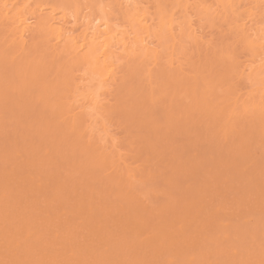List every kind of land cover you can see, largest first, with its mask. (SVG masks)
Segmentation results:
<instances>
[{"label":"bare ground","instance_id":"1","mask_svg":"<svg viewBox=\"0 0 264 264\" xmlns=\"http://www.w3.org/2000/svg\"><path fill=\"white\" fill-rule=\"evenodd\" d=\"M204 24L235 40L206 42ZM207 43L219 47L212 61ZM0 73V137L16 135L0 144V256L11 264H264V219L243 196L256 185L264 196V0H0ZM57 157L71 166L64 178L47 172ZM99 171L109 195L118 189L114 207L66 192L79 186L72 174L93 188ZM202 174L203 186L188 184ZM222 187L245 218L258 214L253 224L232 222L233 208L229 220L194 209ZM189 195L190 210L179 205Z\"/></svg>","mask_w":264,"mask_h":264},{"label":"rangeland","instance_id":"2","mask_svg":"<svg viewBox=\"0 0 264 264\" xmlns=\"http://www.w3.org/2000/svg\"><path fill=\"white\" fill-rule=\"evenodd\" d=\"M205 25V26H204ZM203 26H204V28L202 29L203 31L201 32L203 35L202 36H205V34L208 36L209 34H210V36H209V38L211 39L212 38V40H210L209 38H207L206 36L204 37V39H205V41L206 42H209V41H215V40H218L219 41V43L220 42H222L221 40H223V44L222 43H220V45H219V43H217V42H214V43H217L218 45H219V47H222V45H224L225 43H224V39L226 40L227 38V40H229L230 39V37L232 38L233 36H231V34H230V32H229V35H230V37L228 36L227 37V34H228V31H227V34L225 35V33H226V29L225 30H219L220 29V26L218 27V26H216L218 29H216V30H214L216 27H215V25H214V27H212L213 25H206V24H204ZM207 26H209V28L207 27ZM210 28H211V30H210ZM217 30H219V31H217ZM222 31V33H220ZM206 32V33H205ZM205 33V34H204ZM215 38H213V37ZM224 36V37H223ZM209 39V41H207V39ZM224 38V39H223ZM226 40V42L229 44L230 42L229 41H227ZM231 40V39H230ZM235 40V38H232V42ZM231 42V43H232ZM211 43V42H210ZM212 44V45H214L213 47L215 48V46L217 45H215V44ZM208 44V43H207ZM207 44H205V45H207ZM209 45V44H208ZM218 45H217V48H219L218 47ZM201 46V45H200ZM199 46V47H200ZM213 47L211 46V44L209 45V55H208V52L206 53V51L207 50H205L206 49V47L204 48V46L202 45V48H204V49H201V48H198V49H200V50H202V52L204 51V53H201V51H199L200 52V58L202 59V60H204L205 58H206V56L208 55V56H210V57H207V59L208 58H210L211 60L210 61H212V59L213 58H215V56H217L218 54L216 53L217 51L215 50V54L213 53ZM219 50V49H218ZM207 55H206V54ZM201 54H203V55H201ZM204 54L206 55V56H204ZM201 56H204V59L201 57ZM195 58H198V56H195ZM209 60V59H208ZM4 70V69H3ZM6 71V70H5ZM1 73H3V72H1ZM0 73V74H1ZM63 131V130H62ZM8 135H7V137H5V136H2V137H0V144H2V143H6L7 145H11L13 142H14V139H15V137L14 136H16L15 134H14V131L13 130H11V128H10V130L8 131V133H7ZM132 135H136V132H132ZM57 136H58V138H62V134H60V133H58L57 134ZM134 138L135 137H133V138H130V140H134ZM6 139V140H5ZM9 139V141H7ZM127 139V138H126ZM136 139V138H135ZM71 140L72 141H75V139L74 138H72L71 137ZM4 141V142H3ZM6 141V142H5ZM126 141V140H125ZM10 142V144H8ZM212 142V141H211ZM210 142V143H211ZM219 143V142H218ZM215 145H216V142L214 141V142H212V144H210V145H208V146H210L211 147V149H210V151H212V150H215L214 149V147H215ZM207 146V147H208ZM214 146V147H213ZM129 148V147H128ZM213 148V149H212ZM216 148V147H215ZM219 148H221V146H219ZM209 149V148H208ZM218 151H221V150H219V149H217ZM217 150H215V152L213 151V152H211V153H214V156H215V154H216V156L219 154L218 152L216 153V151ZM210 153V152H209ZM215 156V157H216ZM81 158L83 159V156L81 155ZM81 158L79 159V160H81ZM245 160H248L249 161V159L248 158H245ZM35 161H36V159H35ZM37 163V165H39L40 163H42V160H38V161H36ZM61 162H62V160L61 159H59V157H57L56 159H54L53 161H52V168L50 169V171L49 170H47V172H50V173H54V174H56V175H61L63 178L64 177H66L68 174H70L71 173V166L70 165H68V163H66L65 162V164L63 165V167H59V165L61 164ZM2 170H3V167H2V163L0 162V172H2ZM217 171H219L220 172V169H217ZM225 171H228V170H225ZM251 171V170H250ZM201 172V171H200ZM222 172V171H221ZM230 173L232 172V170H230L229 171ZM229 172H227V175L229 176L230 174H228ZM201 173H205V172H201ZM234 173V172H233ZM202 174V175H203ZM235 174V173H234ZM234 174H232L231 175V177H233L234 178ZM96 175V177H97V181H96V183H95V185H94V187L93 188H88L87 186L90 184V179L89 178H87L85 181H84V179L85 178H82V177H80V175L79 174H77V173H75V174H72V177H70V180H72V181H76V182H78L79 183V186L77 187L76 185H75V187L73 188L72 186H71V183L72 182H69L68 181V183L66 184V187H67V190H66V192L68 191V189H70V191L71 192H75V193H80L81 191L79 190V189H81V188H84V190H86L87 192H93V194L94 195H92L93 196V199L95 200V203L96 204H103L104 206H107L105 203H108L110 206L109 207H114L115 206V203H116V201H117V196H116V194H118V189H116V193L115 194H113V195H109V192L108 191H106L105 189H104V185H106L107 183L109 184V181H108V178L104 175V174H102L100 171L98 172V173H96L95 174ZM200 175V173L198 174V176ZM205 175V174H204ZM204 175L202 176V178H201V176L200 177H196L195 179H190V181L191 182H189L188 184L190 185V184H192V185H194L195 187H201L200 185H202L203 184V182L204 181H201V180H205V179H203L204 178ZM234 175V176H233ZM207 176H209L208 174H207ZM206 175H205V177H207ZM240 176V175H239ZM185 177V176H184ZM184 177H180V178H182V179H184L185 181L188 179V177H187V179H185ZM180 178L179 179H177L178 180V183H180L181 184V181H180ZM199 178V179H198ZM207 178H210V177H207ZM236 178V180L234 181V179ZM234 179H232L231 180V178H230V180H231V182L232 183H234L233 185H235V184H237V182L236 181H238V179L237 178H239V180H242L241 179V177H238L237 175H236V177H235ZM196 179H197V181H198V184L199 185H197L196 183L197 182H195L196 181ZM256 179H257V181L256 182H258L259 184L261 183V182H263L264 181V179L261 181V179L259 178V177H256ZM177 180H176V182H177ZM200 180V181H199ZM207 181L209 180L210 181V179H206ZM244 180V179H243ZM242 180V182L240 183H238L237 185H235V187L237 188H240V189H236L237 191L239 190L240 191V193H242V194H245V193H243V191H248L250 188H247V184H245V180L243 181ZM183 181V180H182ZM207 181L205 182L206 184H208L207 183ZM164 182H166L165 180L163 181V184H164ZM184 182V181H183ZM202 184H201V183ZM210 182H213V181H210ZM255 181H254V183H251V185L253 184V185H255V183H256ZM84 183V184H83ZM157 183H161V182H157ZM187 183V182H186ZM185 183V184H186ZM213 183H217V182H213ZM222 182H219L218 184H219V187H220V185H222L221 184ZM247 183V182H246ZM163 184L161 185V186H163ZM185 184L184 183H182V185H184L185 186ZM188 184H186V186L188 185ZM231 184V183H230ZM257 184V183H256ZM263 184H264V182H263ZM204 185V184H203ZM202 185V186H203ZM210 185H212V183L210 184H208V186H207V188L208 187H211ZM250 185V186H251ZM252 185V186H253ZM181 186V185H180ZM206 186V185H205ZM213 186L215 187V185L213 184ZM249 186V185H248ZM249 186V187H250ZM223 187H225V185H223ZM222 187V188H223ZM227 187V186H226ZM255 187V186H254ZM254 187H252V189H250L249 190V193H251V194H249V193H247V195H243L245 198H247L246 200L248 201V199H249V201L251 200H253L255 203V206L253 205L252 207H251V210H257L258 212H259V216L257 217V219L259 218V217H261V219H264V213L262 212V216L260 215V213H261V211H262V209H260L261 207L263 208V201L261 202V204L260 205H262L261 207H260V205H258L259 203H260V201L262 200V198L264 197H262V194L260 195V194H258L257 193V195H256V190L254 189ZM259 187V186H258ZM258 187H257V185H256V189H258ZM262 187V186H261ZM5 188H6V190H7V192H9V191H11V190H17V191H19V195L20 196H22V195H26V192H27V189H26V187H25V185H23V184H17V183H12L10 186H5ZM181 188V187H180ZM171 189V188H170ZM210 189V188H209ZM212 189H214V188H212ZM220 189V188H219ZM225 188H223L222 190H221V192H222V194H223V190H224ZM227 189V188H226ZM254 189V190H253ZM264 189V188H263ZM176 190H177V188H176ZM207 191H210L209 193L211 194V197H212V195H214L213 193H215V196H213V197H215V198H212V199H214V200H211V198H209V200L211 201V203H210V201H208L206 198H204L205 196H206V194H208V193H203L205 196H202L201 197V194L202 193H199V195L197 196L196 195V198L198 199V201H200V200H202L203 201V203H199L200 205H199V207H197L198 206V204L196 205V207L194 208V209H198V208H201V207H203V211H201V216H202V214L204 215V214H207V216H208V213H209V209H215V208H217V207H220L221 208V213H220V215H221V217L223 218V219H227L228 217L230 218V214H232L233 212L232 211H230V212H232V213H227V212H225V213H223L224 211V209H225V211L227 210H231V208H233L234 210H235V215H236V213L237 212H239V217H241V219H239V220H236V219H231L230 218V220L233 222L234 220L236 221L235 223H237V224H243V222H244V220L247 218V219H249L253 214H251V216H249V214H248V206L247 207H243V205H241V204H239L240 202V200H238V201H236V202H234V200H235V197L236 196H238V194L236 195L235 193V190H232L233 191V194H231L232 192H231V190H230V192H229V194L227 193V190H225L226 191V193H227V195H228V200H226V199H224V196H225V194H223V198H217L216 199V197H217V194H216V190L214 189L213 191L212 190H208V189H206ZM169 191V190H168ZM172 191V190H171ZM238 191V192H239ZM182 192V189H181V191H180V189H178L177 191H176V194H177V196H179V197H181L182 195H184L185 194V191H184V194H182L181 193ZM239 193V194H240ZM15 194H17V193H15ZM221 193H220V195H222ZM192 195V194H191ZM219 195V194H218ZM227 195H226V197H227ZM230 195H233V196H235L233 199L230 197ZM260 196V198H261V200L259 199V197H257V196ZM264 195V194H263ZM87 197H89L88 195H87ZM99 197H104V200L102 201V202H98L97 201V198H99ZM183 197H185V195L183 196ZM188 198H187V200L185 201V202H183L182 201V203H180L179 205L180 206H182V205H185V204H187V209H189L190 210V207H189V205H191V206H195V204L193 203V201L192 200H195L196 198H195V196L193 195V196H187ZM191 197V198H190ZM242 196L241 195H239V199L241 198ZM160 198V197H159ZM165 198V197H164ZM194 198V199H193ZM201 198V199H200ZM67 199V198H66ZM77 199H80V197H76V198H74V200H77ZM161 199L162 200H160V204H158L157 206L158 207H161L162 205H163V198H162V196H161ZM192 199V200H191ZM218 199H220V200H218ZM221 199H223V201L221 200ZM35 200V201H34ZM44 199L42 198V199H40V198H38V197H34V198H27L26 199V201L27 202H29L30 203V205L31 206H34V205H40V202L41 201H43ZM167 200V199H166ZM166 200H164V201H166ZM236 200H237V198H236ZM156 201V200H155ZM197 200H195V202H196ZM253 201L251 202V203H253ZM159 203V201L157 200L156 201V203ZM161 202H163V203H161ZM239 202V203H238ZM156 203H154V204H156ZM256 203H257V205L258 206H256ZM208 204H209V206H208ZM212 204H214L213 206H211ZM43 205V204H42ZM160 205V206H159ZM251 206V205H250ZM245 208L246 209H248L247 211H246V214L248 215H246V218H245V215H244V210H245ZM22 210H23V208H21ZM183 209V208H182ZM173 214H174V212L175 211H177L176 209H174V207H173ZM178 210H180V209H178ZM255 210V212H257ZM237 211V212H236ZM167 212V211H166ZM169 212V211H168ZM210 212H212V210L210 211ZM229 212V211H228ZM172 213H170L171 214V216H172ZM179 213H181V212H179ZM178 212H175V214H177V216H179L180 214H179ZM184 212H182V214H183ZM226 213H227V215H229V216H227L226 215ZM170 214H165L164 215V217L165 216H169ZM225 215H226V217H225ZM258 214H256V216H257ZM234 216V215H233ZM236 216H238V215H236ZM235 216V217H236ZM254 217H251V219L250 220H252L251 221V224H253L254 222H255V214L253 215ZM181 217H184V216H182L181 215ZM238 217V218H239ZM229 218H228V220H229ZM237 218V217H236ZM237 218V219H238ZM255 218V219H254ZM165 220V219H164ZM111 223H114V218H111ZM243 221V222H242ZM115 224V223H114ZM118 226H121L120 225V223H118L117 224ZM117 225L115 224L114 225V227H117ZM243 226V225H242ZM115 231H117V232H119V230H115ZM60 232V230H59V228H57L56 226H52L51 228H49V234L50 235H52V234H56V233H59ZM90 242H88L87 241V244H89ZM262 244H264V242H261ZM50 247V246H49ZM214 246H212V248H213ZM50 248H52V249H55V248H58V246H54V247H50ZM255 248H256V251H255ZM254 249V250H253ZM253 251H255V252H257V251H259V250H257L258 249V247L257 246H254L253 247ZM53 253V252H52ZM254 254H256V253H254ZM135 254H133L132 255V257L134 256ZM251 255H252V252H251ZM263 256H264V253H263ZM164 256H162V258H163ZM262 257V256H261ZM263 260H264V257L262 258ZM161 260V259H160ZM163 260V259H162ZM10 261H11V259L10 258H8V257H6L5 256V254L3 253V256H0V264H11L10 263ZM157 261V260H156ZM158 262H159V259H158ZM161 262V261H160ZM263 263V262H262ZM155 264H160V263H155Z\"/></svg>","mask_w":264,"mask_h":264}]
</instances>
